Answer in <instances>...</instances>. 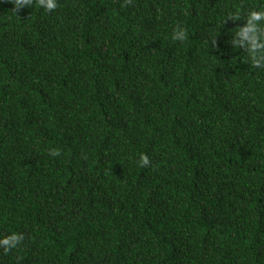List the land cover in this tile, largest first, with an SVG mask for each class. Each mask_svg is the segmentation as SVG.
Here are the masks:
<instances>
[{"label": "trees", "instance_id": "trees-1", "mask_svg": "<svg viewBox=\"0 0 264 264\" xmlns=\"http://www.w3.org/2000/svg\"><path fill=\"white\" fill-rule=\"evenodd\" d=\"M56 2L0 0V264H264V71L228 43L264 0Z\"/></svg>", "mask_w": 264, "mask_h": 264}, {"label": "clouds", "instance_id": "clouds-1", "mask_svg": "<svg viewBox=\"0 0 264 264\" xmlns=\"http://www.w3.org/2000/svg\"><path fill=\"white\" fill-rule=\"evenodd\" d=\"M8 2L12 4L13 11L18 13L22 8L30 7L33 0H8ZM39 5L47 11H51L57 7V2L56 0H39ZM240 15V13H233L229 16V19L239 20ZM242 20L244 22L236 26V30L231 33L228 43L235 49L239 45L240 50L246 53L245 59L250 65L257 70L264 71V9H249ZM172 39L184 41L186 39V29L181 26L176 27ZM50 155H59V150H50ZM139 163L141 166L147 165L149 163L147 155H141ZM22 240L23 236L15 231L10 232L8 235H0V249L7 253L16 248Z\"/></svg>", "mask_w": 264, "mask_h": 264}]
</instances>
